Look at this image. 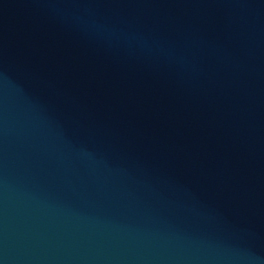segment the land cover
I'll return each mask as SVG.
<instances>
[{
    "label": "water",
    "instance_id": "95a60500",
    "mask_svg": "<svg viewBox=\"0 0 264 264\" xmlns=\"http://www.w3.org/2000/svg\"><path fill=\"white\" fill-rule=\"evenodd\" d=\"M0 264H264V0H0Z\"/></svg>",
    "mask_w": 264,
    "mask_h": 264
}]
</instances>
